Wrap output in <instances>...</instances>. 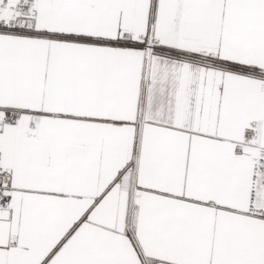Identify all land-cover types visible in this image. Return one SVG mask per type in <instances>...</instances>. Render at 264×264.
Masks as SVG:
<instances>
[{
    "label": "snow or ice",
    "instance_id": "6c2138e0",
    "mask_svg": "<svg viewBox=\"0 0 264 264\" xmlns=\"http://www.w3.org/2000/svg\"><path fill=\"white\" fill-rule=\"evenodd\" d=\"M0 264H264V0H0Z\"/></svg>",
    "mask_w": 264,
    "mask_h": 264
}]
</instances>
